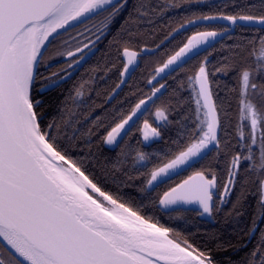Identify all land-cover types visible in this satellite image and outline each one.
Instances as JSON below:
<instances>
[{"label": "snow or ice", "instance_id": "obj_1", "mask_svg": "<svg viewBox=\"0 0 264 264\" xmlns=\"http://www.w3.org/2000/svg\"><path fill=\"white\" fill-rule=\"evenodd\" d=\"M181 2L199 4L204 0ZM128 3L129 0H0V264H160L161 261L164 264H214L210 253L194 247L187 239L170 238L177 230L148 215L152 211V192L159 184L182 166L208 159L210 145L217 152V163L221 155L226 160L227 180L219 185L223 196H217V199L225 202V198L238 188L240 194L233 206L236 210L249 192L254 191L259 197L258 208L264 219V35L244 37L225 46L220 61L211 72L205 59L194 76L189 77L199 86L195 99L196 121L189 129L178 120L182 131L178 130L177 139L172 141L175 148L170 147L163 154L166 159L156 163L150 171L141 172L146 178L138 188V205L133 199L130 206L106 190L105 181L114 178L116 172L123 171L127 175L126 185L136 178L127 174L124 162L119 158L109 168L93 153L91 137L104 126L103 119L97 116L92 128L76 135L78 129L74 125L79 119L74 109L83 100L87 82L75 85L61 101L59 116L53 117L47 125L43 124L44 94L59 88L71 75L68 69L84 59L81 55L68 63L67 68L42 76L37 65L44 55L42 48L47 50L46 42L51 44L61 36L62 32L58 30L67 32L103 16L97 28L99 35L93 33L98 41ZM172 6L179 7L180 4L173 0ZM229 6L239 10L233 14L218 11L215 15L198 17L209 23H224L219 25V32H202L189 39L155 70L148 83L152 84L156 75L165 70H168L166 75L177 72L187 62V54L208 37L227 35L235 27L264 33V0H254L242 7L236 0H228L223 8ZM150 10L145 0H137L128 19L121 25L118 38L125 44L134 43L137 32L133 24L147 16ZM71 39L75 51L69 46L66 54L70 57L89 47L87 43L81 47L82 41L75 37ZM90 43L94 45L95 41ZM60 55L62 57L64 53ZM122 55L127 57L123 76L134 72L138 65L134 64L136 53L128 47H123ZM128 65L134 66L129 69ZM217 74L232 75L238 85L230 90L237 92L240 98L234 136L228 131L231 124L227 95L220 99L216 94L214 100L209 76ZM165 87L164 84L153 85L148 100L158 99L157 93ZM182 87L180 84L174 91L178 93ZM146 104L147 101L141 99L132 115ZM183 107L182 97L177 95L174 107L157 109L155 117L164 123L152 127L145 122L144 140H161L160 129L171 123L166 113ZM179 114L183 116L182 112ZM131 118L128 116L111 127L101 138V143L117 144V137ZM70 127L73 129L71 137L67 135ZM61 139L67 140L72 148H79L76 141L83 140L86 154L79 159H69ZM154 159L143 152L135 157L141 169H148ZM92 161L101 168V175L86 174ZM217 186V174L209 164L158 196L157 206L170 214L187 211L185 205L198 204L203 213L211 215L214 208L219 211L213 202L216 194L213 190ZM176 219L179 221L181 217ZM243 264H264V233Z\"/></svg>", "mask_w": 264, "mask_h": 264}, {"label": "trees", "instance_id": "obj_2", "mask_svg": "<svg viewBox=\"0 0 264 264\" xmlns=\"http://www.w3.org/2000/svg\"><path fill=\"white\" fill-rule=\"evenodd\" d=\"M136 2L137 0H129L128 6L113 21L112 31L101 43L100 49L82 66L79 72L71 80L66 81L59 88L47 92L43 96L45 100L43 124L47 125L53 117L59 116L58 110L61 107V101L68 96L73 87L81 82H87L83 100L79 101L78 107L74 109L79 119V123L74 125L78 129L76 135L80 136L92 128L93 120L97 116L103 119L104 126L95 131L91 137L93 144L92 151L100 163H107L109 168L119 158L124 162L127 174L136 178L126 185L124 181L127 180V175L123 171H120L114 173V178H108L105 181L106 190L114 196L120 197L123 202H126L130 206H132L133 199L136 200L137 205L139 204V199H137L138 188L141 186V181L146 178L145 175H141V172L146 173L150 171L156 163H160L166 159L163 154L168 152L170 147L175 148L172 141L177 139L178 130L182 131L181 125L177 121H183L189 129H191L193 123L196 121L197 105L195 99L198 86L194 81L189 80V77L194 76L201 63L205 62V59H207V67L211 72L213 66L217 65L220 61L222 49L225 46L231 45L244 37L257 34L264 35V33L250 32L235 27L232 32L223 36L210 49L193 58L177 72L172 73L154 85L155 87H159L161 84H164L166 87L161 89V93H157L158 99L153 97L152 100H148L153 91V87H149L148 81L155 75V70L161 67L171 56L175 55L188 42L192 35L207 30L219 32L221 30L219 25L222 23L200 25L184 31H180V27L188 21L203 15H215L218 11L233 14L239 9H234L231 6L223 8V5L228 3V0H204L203 3L199 4L183 3L181 0H175L176 3L180 4L179 7L172 6L173 0H145L146 5L151 10L147 16L136 20L133 24L137 32L136 41L125 44L118 38L117 34L120 33L121 25L128 19L129 13L133 11V4ZM250 2H254V0H236V3L241 7ZM59 37L49 45L42 66L46 61L54 59L53 55L66 46L64 42L68 39L60 40ZM69 45L71 46L70 43ZM123 47H128L139 52H142L144 49H150L154 52L141 56L140 66L120 93L111 100V95L122 79L121 73L124 68L122 60ZM66 66V63L60 62L49 69L40 68L39 72L42 76H48L51 72H58L60 69L66 68ZM209 80L212 82L214 100L216 99V94L219 95L220 99H223L226 95L228 97L231 124L228 131L234 136L235 125L239 120L240 98L237 92L230 90L238 88L237 82L232 75L225 77L219 74L215 76L210 75ZM42 82L41 80L40 83ZM180 84L183 87L176 93L174 90ZM177 95L182 97L184 107L181 110L166 113L171 123L166 128L160 129L163 138L151 144L144 143L142 138L143 127L141 126L145 122L154 126L164 123L156 119L155 112L157 109L169 106L174 107L175 96ZM141 99L147 101L146 105L141 106L145 110L144 115L121 144L113 148L111 145L101 143V138L106 136L111 127H114L116 123L132 115L135 105ZM217 104L219 105V101H217ZM180 112L183 113V116L179 114ZM72 134L73 129L70 127L67 129V135L71 137ZM60 143L67 149L69 159H79L87 152L83 140L76 141L79 144V148L69 147L67 140L61 139ZM233 143H235V139H233ZM81 149L84 151H81ZM141 152L148 153L151 157L155 158L149 164L148 169H141L140 165L135 161L136 154ZM210 153L211 155L208 159L198 162L179 177L157 187L151 195L152 203L150 206L152 211L148 215L153 220L159 221L160 224L177 230L176 233L170 235V238H175L178 241L187 239L194 247L210 253L214 264H243V260L248 252L257 245L261 233H264V219L260 220L261 212L258 208L259 197L254 191H251L242 202V205L233 210L237 196L240 194L237 188L233 190L230 196L225 198V202L221 203L217 199V196H223V189L219 185L227 180L226 160L221 155L217 163L216 150L214 149ZM85 164H89V161H85ZM209 164L212 165V170L218 177V186L213 202L215 207L219 208V211H216L214 208L209 218H203L202 214L197 210L188 209L184 212L166 214L161 207L158 208V201L156 200L158 196H162L165 191H168L171 187H175L195 172L207 168ZM138 169L139 171H137ZM86 174L90 176L92 174L101 175V168L97 166L95 161H92L90 171ZM177 216L181 217L179 221L176 219ZM259 222L260 225L254 237L247 243L252 229Z\"/></svg>", "mask_w": 264, "mask_h": 264}, {"label": "water", "instance_id": "obj_3", "mask_svg": "<svg viewBox=\"0 0 264 264\" xmlns=\"http://www.w3.org/2000/svg\"><path fill=\"white\" fill-rule=\"evenodd\" d=\"M190 21H192V23H189V21H188L187 23H185L184 25H182V26L180 27L179 30H180V31H184V30H187V29H189V28H191V27H196V26L206 25V24H212V23H224L223 21H218V22L214 21V22L209 23L208 21H203V20H200V19H198V18L192 19V20H190ZM79 25H80V24H79ZM77 26H78V25H77ZM75 27H76V26H75ZM72 28H74V27H72ZM72 28H70V29H72ZM70 29H69V30H70ZM233 30H234V28L232 29V31H233ZM58 31H60V32L63 33V30H58ZM208 31H213V30L200 31V32H198V33L192 35V36L190 37V39H191L193 36H197L199 33H202V32H208ZM232 31H231V32H232ZM54 35H55V34H54ZM224 36H225V35H224ZM222 37H223V36L208 37L206 41H202V42H200L199 44H196V47L192 50V52L187 54L188 59H187V62L183 64V66L186 65V64H187L190 60H192L193 58L197 57L198 55H200V54L204 53L205 51H207L208 49H210V48H211L216 42H218ZM50 39H52V38H50ZM99 40H100V39H99ZM99 40H98V41L95 40V44L98 43ZM194 43H195V41H194ZM95 44H94V45H95ZM46 45H47V49H48V47H49L50 44H47V42H46ZM94 45L91 43V44H89V47L94 46ZM89 47H88V48H89ZM88 48H84L83 51L87 50ZM129 50H130V49H129ZM96 51H97V48L91 49V50L89 51V53H87V55L84 57V59L81 60V61L79 62V64H75L73 67H76V66H78V65H80V64H84L86 61H88L90 58H92V56L95 54ZM130 51L136 53V58H135V61H134V64H135V65H138V66L135 67V71H136L137 68H138L139 65H140V57H141V53H140V52H137V51H135V50H130ZM42 52L45 53L46 51L42 48ZM153 52H154L153 50H150V49H144L142 54H151V53H153ZM79 54H81V53H76V56L79 55ZM70 58H72V57L67 56V57L65 58V60L70 59ZM122 58H123L125 64H127V57H124V56L122 55ZM181 59H184V58H181ZM38 66H39V64L37 65V67H38ZM133 66H134V65H128L129 69H131ZM162 66H163V65H162ZM162 66H161V67H162ZM183 66H182V67H183ZM170 67H171V66H170ZM79 68H80V66H79L78 68H76L74 71H72V72L70 73L71 75H70L66 80H64L63 82H66V81L70 80V79L76 74V72L79 70ZM123 71H124V70H123ZM135 71H134V72H135ZM167 71H168V70H165L164 73H159V75H156L155 80H152V84H149V87H153V85H156L157 83L161 82L162 80H164L165 78H167L168 76H170V75H166ZM134 72L126 73V74H124V75L122 76V81H124V82H123V83H120V84H119V87L116 88V90L114 91V93H113V94L111 95V97H110L111 100H113V99H114V98L120 93V91L124 88V86H125V85L127 84V82L130 80V78L132 77V75L134 74ZM173 73H174V72H173ZM63 82H62V83H63ZM62 83H61V84H62ZM198 87H199V86H198ZM144 112H145L144 108H141V110H140V111H137L135 115H131L132 118H131V120H129V124L125 126V130H127V131H125V130H121V134H120V136L117 137V144L111 145L113 148H116V147H118V146L120 145V143L123 141V139H124V138L126 137V135L129 133V131L133 128V126H134V125L140 120V118L144 115ZM150 125H151V124H150ZM151 126H152V125H151ZM152 127H154V126H152ZM143 133H144V127H143ZM143 140H144V138H143ZM154 141H155V140H153V139H151V138H150L149 141H145V140H144V142H145L146 144H151V143H153ZM212 150H214V148L210 145L208 151L211 152ZM197 163H198V162H197ZM195 164H196V163H193L191 166H182L181 168H179L178 170H176L175 172H173L169 178H166L165 182L159 184V186L162 185V184H164V183H166V182H168V181H170V180H172V179L175 178L176 176L182 174L184 171L188 170L189 168H191V167L194 166ZM213 191H214V193H216L217 188L214 189ZM215 195H216V194H215ZM215 195H214V196H215ZM214 196H213V197H214ZM184 207H186L187 209H191V210H197V211H200V212L203 213L202 208H200L198 204L185 205ZM161 208H162V207H161ZM162 209H163V208H162ZM163 210H164V209H163ZM202 216H203V218H209L210 215L207 214V213H203ZM261 219H262V218H260V220H261ZM259 225H260V222L257 223V224L255 225V227H254V228H255V231H254V232L251 231V233H250V237H249L247 243H249V242L252 240V238L254 237V235H255V233H256V231H257ZM160 264H164V262L161 261Z\"/></svg>", "mask_w": 264, "mask_h": 264}, {"label": "flooded vegetation", "instance_id": "obj_4", "mask_svg": "<svg viewBox=\"0 0 264 264\" xmlns=\"http://www.w3.org/2000/svg\"><path fill=\"white\" fill-rule=\"evenodd\" d=\"M106 15V14H105ZM103 16H98V17H95V18H93V19H91V20H88V21H86L85 23H82V24H80V25H78V26H76V27H74V28H72V29H70V30H68L67 32H63L62 33V35L59 37V39L60 40H63V39H68L67 41H68V44L66 45V46H64V47H62V49L61 50H59V51H57L54 55H53V58L54 59H52V60H50V61H46L45 63H44V65L42 66V63H43V61H44V57H45V53H44V55H43V57H42V59H41V63L39 64V66H38V69H43V68H46V69H49V68H51V67H53V66H55V65H57V64H59L60 62H63V63H66V65L68 66V63H70V62H72L74 59H78L81 55H84V57L87 55V53H89V51L91 50V49H94V48H97V51H98V49H100V45H101V43L104 41V39H106V37L110 34V32L112 31V24L109 26V28L105 31V34L103 35V36H101L100 37V40H99V42L98 43H96L94 46H91V47H89L87 50H85V51H83V53H81V54H79V55H77V56H75V57H72V58H70V59H67V60H65V58L68 56L66 53H67V51L69 50V43L71 44V50L72 51H75V45L73 44V42H72V39H70V38H72V37H75V39L77 40V41H82V43H81V47H83V44L84 43H87V44H91L90 43V41H95V35H99V32H97V28L98 27H100V25H101V21L103 20ZM87 29H92V31L91 32H89V31H87ZM79 33H83L84 35L83 36H80L79 35ZM93 33H95V35H93ZM72 42V43H71ZM65 43V42H64ZM64 45V44H63ZM130 50H134V49H130ZM47 51V50H46ZM96 51V52H97ZM136 51V50H135ZM96 52H95V54H96ZM137 52H139V51H137ZM60 53H64V55L61 57V55H60ZM141 53V56L143 55L142 53H143V51L142 52H140ZM94 54V55H95ZM93 55V56H94ZM92 56V57H93ZM91 59V58H90ZM89 59V60H90ZM88 60V61H89ZM122 60H123V58H122ZM140 60H141V57H140ZM88 61H86V62H88ZM86 62L84 63V64H86ZM123 62H124V60H123ZM84 64H80V65H78V66H76V67H72V68H69L68 69V72L69 73H71L72 71H74L76 68H78L79 66H80V68H79V70L82 68V66L84 65ZM124 65H125V62H124ZM67 66H66V68H67ZM140 66V65H139ZM79 70L76 72V74L79 72ZM123 70H124V68H123ZM123 72V71H122ZM75 74V75H76ZM74 75V76H75ZM73 76V77H74ZM72 77V78H73ZM71 78V79H72ZM70 79V80H71ZM69 81V80H68ZM121 81H122V79H121ZM63 83H65V82H63ZM62 83V84H63ZM121 83V82H120ZM61 84V85H62ZM149 85V84H148ZM116 90V89H115ZM114 93V92H113ZM137 124V123H136ZM135 124V125H136ZM134 125V126H135ZM152 125V124H151ZM133 126V127H134ZM144 125H142L141 127H143ZM152 126H154V125H152ZM155 127V126H154ZM133 129V128H132ZM131 129V130H132ZM130 130V131H131ZM130 131H129V133H130ZM128 133V134H129ZM127 134V135H128ZM127 135H126V137H127ZM125 137V138H126ZM124 138V139H125ZM142 138H143V131H142ZM123 139V140H124ZM144 141V140H143ZM145 143V142H144ZM121 144V143H120ZM197 164V163H196ZM195 164V165H196ZM194 165V166H195ZM193 167V166H192ZM191 167V168H192ZM190 169V168H189ZM188 169V170H189ZM187 171V170H186ZM186 171H184V172H186ZM183 172V173H184ZM182 173V174H183ZM195 174V173H194ZM181 175V174H180ZM180 175H178V176H176L175 178H177V177H179ZM193 175V174H192ZM191 176V175H190ZM175 178H173L172 180H174ZM188 178V177H187ZM186 178V179H187ZM185 180V179H184ZM171 181V180H170ZM181 182H183V181H181ZM180 182V183H181ZM179 184V183H178ZM163 185V184H162ZM161 186V185H160ZM159 187V186H158Z\"/></svg>", "mask_w": 264, "mask_h": 264}, {"label": "rangeland", "instance_id": "obj_5", "mask_svg": "<svg viewBox=\"0 0 264 264\" xmlns=\"http://www.w3.org/2000/svg\"><path fill=\"white\" fill-rule=\"evenodd\" d=\"M200 115L202 116L203 115V112H201Z\"/></svg>", "mask_w": 264, "mask_h": 264}]
</instances>
